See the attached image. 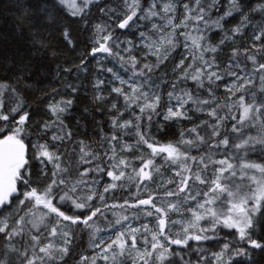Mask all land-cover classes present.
Instances as JSON below:
<instances>
[{
  "label": "snow or ice",
  "instance_id": "6c2138e0",
  "mask_svg": "<svg viewBox=\"0 0 264 264\" xmlns=\"http://www.w3.org/2000/svg\"><path fill=\"white\" fill-rule=\"evenodd\" d=\"M115 3L116 7L99 8L107 21L94 26L93 46L88 53L92 57L105 54L97 60V71L111 74L109 95L115 93L124 102L122 106L118 101L111 104L109 110L115 112L111 125L115 131L105 139L115 153L114 142L134 131L135 145L125 142L122 150L132 151L144 145L151 151L147 157H138V168L132 167L134 175L127 174L129 161L121 157L109 170L96 164L78 171L73 179L68 175L63 154L55 148L57 142L71 140L72 133L66 130L62 117L73 101L51 97L48 109L55 119L40 125V139L32 146L35 153L31 159L40 166L34 180L25 144L29 112L23 110L24 100L16 87L19 84L30 87L26 79L32 73L27 64L16 66L15 71L20 74L14 80H0V122H4L0 124V133H4L0 136V264H65L75 226L88 230L91 246L98 250L92 257L81 255L78 264H97L98 260L104 264H234L240 258L250 259L249 249H264V239L254 235L257 217L264 218V163L248 159L250 153H264V0H257L250 10L241 0H115ZM56 4L71 8L74 17H86L90 6H98L100 0H80L79 4L77 0H53V7ZM16 6L20 9L17 17L20 27L29 28L36 54L49 50L51 44L32 19L31 8L21 0H17ZM42 11L51 23L54 17L49 5L45 4ZM234 14L240 16V22L226 28L225 22ZM257 15L261 17L259 21L255 20ZM116 29L135 31L137 39H121ZM248 29L251 47L242 53L234 47L227 64L221 66L217 53L224 45L234 44ZM213 31L223 33L215 43L209 36ZM63 35L71 45L67 30ZM181 46L187 54L174 64L173 79L169 81L167 73L157 77L160 66ZM107 57L116 59L126 77L104 66L102 61ZM75 67L77 71H87L85 59ZM12 69L11 60H0V70ZM60 71L70 74L73 68L60 69L58 75ZM186 80L195 84V91L183 86ZM221 81L228 93L225 103L216 98ZM104 84L102 78L93 83L98 102L107 98L102 91ZM165 85H169L166 93ZM66 87L73 93L77 91L71 83ZM201 89L206 97L200 95ZM165 97L166 110H161ZM234 108L239 110V118L233 113ZM190 111L207 113L214 123L201 121L182 130L179 141L165 145H158L148 135L147 127L156 117L162 116L164 121L191 120ZM125 112L129 114L127 119ZM10 123L13 126L9 128ZM203 127L211 128L207 138L198 131ZM79 145V163L91 165L98 159L90 146L83 141ZM193 149L197 155L191 154ZM161 154H165L162 158L167 163L176 166L174 171L179 180L168 181L175 190L161 182L162 193H150L147 198L133 194L132 202L126 199L119 205L106 203L104 194L122 187L125 180H134L138 192L142 186L147 190L149 183L156 184L154 175L160 172V167L155 157ZM218 155L221 158L217 159ZM101 172L112 183L97 193L93 189L99 181L86 178ZM49 173V181L39 186V178ZM196 185L204 187L199 189ZM95 199L101 204L94 205ZM116 207L123 209L124 214L109 220L105 210ZM128 209L137 211L129 213ZM84 210L87 213L81 214ZM183 212L190 213V217H183ZM139 213L145 220L151 217L155 226L143 222L133 227L131 221L139 220ZM170 213H181L182 219L173 220ZM101 219L105 222L103 228L97 224ZM177 224L181 225L178 229ZM223 229L231 232V238L221 235ZM209 241H216L214 247L219 250L206 247Z\"/></svg>",
  "mask_w": 264,
  "mask_h": 264
},
{
  "label": "trees",
  "instance_id": "16d2710c",
  "mask_svg": "<svg viewBox=\"0 0 264 264\" xmlns=\"http://www.w3.org/2000/svg\"><path fill=\"white\" fill-rule=\"evenodd\" d=\"M21 3L31 8L33 13L32 19L37 22V27L44 30L45 37L51 44L49 50L43 51L41 54H36L37 48L30 42L31 37L29 35V28L27 26L21 28L20 21L17 19L20 15V9L16 6L17 0H0V60H11L13 65V69L9 72L0 70V80H14L15 75L20 74L15 71L16 66H22L24 64L29 65V70L32 73V75L26 79L30 87L26 88L24 84L16 85V87L24 100L25 107L23 110L29 112V120L26 124L28 135L25 137V144L27 145V155L30 158L29 163L34 173L33 179L37 180L40 166L37 161L31 159L35 153V149L32 146L40 139L38 135L40 125L44 121L55 119L48 109L51 97H54L57 101L61 98L65 100L71 99L73 101L71 108L64 113L62 117L64 124L67 126L66 130L72 133L71 140L62 143L57 142L55 146V148L63 154L62 160H64L69 167L68 175L75 179L78 176V171L83 170V168L94 167L96 164H100L106 170H109L121 157L129 161L130 166L127 168V174L134 175L132 173V167L135 166L138 168L140 164L138 157L141 155L147 157L151 150L147 149L144 145H141L139 148L134 147L132 151L122 150L125 142L129 145H135L137 137L133 131L127 135H123L122 139L114 142L115 153L112 152L111 146L108 145L107 139H105V137H110L111 133L115 131L111 125V118L115 115V112L109 109L113 102L118 101L121 106L124 102L123 98L117 97L115 93L109 95L112 86L111 83H109L112 80L111 74L97 71V60L101 56H105V54L100 53L97 54L96 57L88 55L93 46L91 41L94 26L97 23H104L107 21V17L100 13L99 8L105 5L116 7L117 4L115 0H100L98 6H90L89 14L86 17H74L69 9L59 4L53 7V0H21ZM241 3L246 9L250 10L256 6L257 0H241ZM45 4L49 5V9L52 11L54 17L51 23L48 21L46 14L42 11ZM221 11H223V8ZM213 14L215 15V13ZM260 19L261 17L259 15L255 16V20L259 21ZM178 22L179 20H177V23ZM239 22L240 16L234 14L227 19L225 27L231 28ZM112 27H116L114 23ZM65 30H67L72 40L71 45L64 38L63 33ZM180 31H183V29H180ZM116 34L119 35L121 39L131 38L133 41L137 39L135 31H121L116 29ZM222 35L223 33L220 31L209 33L213 43L218 42ZM234 47L238 48L241 53L245 48L251 47V29L246 30L243 36L238 37L234 44L228 43L224 45L222 50L217 53V60L221 66L227 64ZM52 52H55V55H52ZM186 54V50L182 46L178 47L170 58L160 66L155 75L157 77H163L164 74L167 73V79L171 81L173 79L172 68L174 64ZM81 59H85L87 71H77L75 65H79ZM141 59H143L142 55ZM149 59L155 62L154 57H150ZM190 60L191 56H189V61ZM240 60L242 62L244 61L243 55L240 56ZM189 61H185V64ZM102 63L105 67H112L126 77L123 70L119 68L115 58L107 57ZM248 66L251 67L250 62ZM65 67H72L73 72L68 74L60 71L58 75V70ZM97 78L105 80L102 91L105 97H107L105 100L99 102L95 100L96 91L93 88V83ZM68 83H71L77 89L75 93L66 87ZM224 83V81L218 82L219 87L216 88V98L220 103L227 102L226 97L228 93L224 90ZM183 86L194 91L196 88L191 80L184 81ZM127 90L128 89L125 88V91ZM163 90L166 93L169 90V85H165ZM200 95L206 97L207 94L201 89ZM233 101H235V97H233ZM165 104L166 97L161 102V110H166ZM188 107L191 108L192 105L189 104ZM225 112L226 109L222 110L221 115H224ZM233 113L239 118L238 109L234 108ZM189 115L192 117L191 120L164 121L162 116L156 117L153 123L147 127V133L158 145H165L179 141L182 130L200 124L201 121L214 123L212 117L207 115V113L190 111ZM127 118H129V114L125 112L124 119ZM15 119H18V115ZM10 120H12V117H10ZM3 123L4 122H0V124ZM230 123L231 122H229V126ZM12 126L11 123L8 125L9 128ZM198 131L206 138L211 134V128L208 127H203L198 129ZM3 134L4 133H0V136ZM226 134L230 136L234 135L231 132H227ZM50 135L51 133H49V136ZM80 141L90 146L91 151L98 156V159L93 160L91 165L78 162ZM41 142L43 141L41 140ZM101 145H103V147H101ZM105 152L108 153V156H105ZM191 154L197 155L198 153L193 149ZM65 157H67V159H65ZM109 157H113V159L110 160ZM216 158L219 159L221 157L218 155ZM248 159L256 163H264V153H255L248 157ZM155 163L160 167V172L154 175L156 184L149 183L147 190H143L142 186L141 190L138 192L134 180H125L122 187H117L104 194L106 203L109 205H119L123 204L126 199L132 202L133 194H137L139 198H147L150 193H162L163 189L159 188L161 182L169 189L175 190L174 184H170L168 181L179 180V177L175 175L174 171L176 166L167 163L162 157L155 158ZM92 177L98 181L101 180V183H104L105 186H107L110 180L103 172L91 173L86 179H91ZM49 179L50 173L47 177H40L38 185L41 187L44 186ZM105 186L100 185L95 191L97 193H102ZM196 187L202 189L204 186L200 185ZM92 203L94 205L101 204L98 199L93 200ZM62 210H64V207H62ZM135 211L137 210L128 209L129 213ZM105 212L109 220H114L117 216L124 214V210L120 207L110 210L106 209ZM86 213L87 210H84L81 214ZM113 213H115V215H113ZM69 214H71V212H69ZM174 214L176 215V219H182L181 213ZM139 215V220L131 221L133 227L146 222L143 214L139 213ZM183 217H186L185 212H183ZM97 224L101 228L105 226V222L102 219L98 220ZM151 226H155V222L152 223ZM73 231V243L69 255L65 258V264H78L81 255L90 257L95 251H98L90 248L92 240L88 230H81L79 226H75ZM221 235H228L229 238H231L230 231H222ZM254 235L256 238L264 239V218L259 217ZM215 244L216 241H209L206 243V247L211 251H218L219 249L214 247ZM249 257L250 259L240 258L238 261H235L234 264H264V249H249ZM193 258L195 257L193 256Z\"/></svg>",
  "mask_w": 264,
  "mask_h": 264
},
{
  "label": "rangeland",
  "instance_id": "374dc122",
  "mask_svg": "<svg viewBox=\"0 0 264 264\" xmlns=\"http://www.w3.org/2000/svg\"><path fill=\"white\" fill-rule=\"evenodd\" d=\"M77 3L79 4L80 3V0H77ZM63 6V5H62ZM64 7V6H63ZM64 8H66V9H69L71 12H72V9L71 8H69V7H64ZM255 153H260V151H257V152H255ZM255 153H250L249 154V157L250 156H252V155H254ZM165 154H161V155H159V156H156L155 158H159V157H163ZM251 161H253V160H251ZM234 163H235V161H233ZM256 175L259 177V173H256ZM111 183V178H110V180H109V182H108V184H110ZM191 183V182H190ZM107 184V185H108ZM100 185H102V186H105L104 185V183H101V180L99 181V183L98 184H96L95 186H94V191L100 186ZM196 186H200V185H196ZM198 188V187H197ZM85 195L87 194V190H85V193H84ZM170 215H171V218L173 219V220H181V219H176V215L174 214V213H170ZM190 213H188V212H185V216L186 217H190ZM258 219H259V216L257 217V221H258ZM146 222H149L150 223V226L152 225V223H154L155 221L151 218V217H149V218H147V220H146ZM202 224L204 223L203 221L201 222ZM177 229L178 228H180L181 227V225L180 224H177L176 226H175ZM223 231H229L228 229H223ZM234 231V230H233ZM102 235H107V233H101ZM90 248H93L92 246H90ZM94 255V254H93ZM92 255V256H93ZM92 256H90V257H92ZM97 264H104V262L103 261H101V260H98L97 261Z\"/></svg>",
  "mask_w": 264,
  "mask_h": 264
}]
</instances>
